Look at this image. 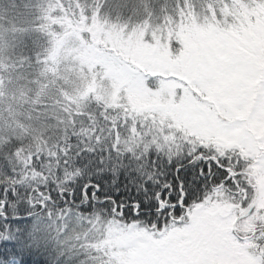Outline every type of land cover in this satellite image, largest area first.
Masks as SVG:
<instances>
[{"label":"snow or ice","instance_id":"snow-or-ice-1","mask_svg":"<svg viewBox=\"0 0 264 264\" xmlns=\"http://www.w3.org/2000/svg\"><path fill=\"white\" fill-rule=\"evenodd\" d=\"M105 12L127 23L111 24ZM62 13L55 3L38 7L35 27L51 36L47 29L61 27L53 17ZM83 16L84 25L92 26L85 36L97 29L101 37L113 31L125 38L143 35L152 46L143 55L108 52L100 64L118 77L121 92L146 89L165 107L142 133L149 141L141 143L143 151L135 155L129 149L128 164L118 153L109 167L103 157L85 161L83 171L68 181L73 191L55 195L64 205L71 201L123 221L151 252L143 264H264V0H103L85 7ZM157 37L162 44L166 38L163 55ZM46 59L22 56L14 67ZM97 74L105 72L98 68ZM5 86L0 76V87ZM57 95L61 112L72 115L76 101L63 84ZM34 119L40 120L39 113ZM58 123L66 125L70 142L69 122ZM15 131L4 145L8 155L0 159L22 161L25 175L43 169V161L52 159L40 150L47 144L46 129L21 125ZM61 151L65 159L57 162L66 163L70 144ZM43 187L35 201H23L25 207L14 213L13 191L0 184V231L16 226L22 235L29 221L51 215L54 197L45 196ZM121 231L117 226L115 235ZM3 243L15 250V241ZM19 264L43 262L22 256Z\"/></svg>","mask_w":264,"mask_h":264},{"label":"trees","instance_id":"trees-1","mask_svg":"<svg viewBox=\"0 0 264 264\" xmlns=\"http://www.w3.org/2000/svg\"><path fill=\"white\" fill-rule=\"evenodd\" d=\"M102 2L103 0H0V31L3 30L5 35L1 36V42L9 44L6 49L7 63L0 66V76L4 77L7 86H28V95L23 97L21 104L0 96V156L8 155L4 145L7 144L9 135H15V130L23 125L29 131L33 127L46 129L44 140L47 144L41 143L40 150L45 157H52L51 160L43 161V169L29 170L26 175L22 161L13 157L0 159V184H6L13 191L15 198H9V204L14 213L18 208L25 207L23 201H35L41 186H44L42 191L45 196L51 192L54 197V203L49 205L51 215L45 212L29 221L24 226L22 235L16 226L0 231V253H4L0 260H3V264H12L13 260L19 264L22 256L43 264H112L101 254L100 246L106 227L115 218L101 216L88 207L77 208L71 201L69 205H64L55 193L73 191V185L68 181H74L83 171L85 161H98L103 157L105 167H109L117 162L118 153L119 160L128 164L129 149L139 155L143 151L141 143H149L142 133L148 131L147 126L152 119L145 115L134 116L128 108L120 110L89 98L84 100L83 96L72 106V115H65L60 110L62 105L56 104L59 99L57 87L49 89L44 87L45 84L37 87L36 67L44 66L45 62H33L30 65L25 63L23 68L14 67L22 56L39 54L48 59V54L53 51L57 42L55 39L62 36L60 28H48L47 31L52 33L48 36L35 27L38 7L54 3L61 6L62 18L53 17V23L62 26V21L66 20V33L77 30L83 35L84 32L92 31V26H85L83 23L85 7L92 8L94 4ZM104 17L111 24L127 23L118 17L108 16L107 12ZM98 30L91 36H83L89 42L97 43L94 35ZM4 88L0 87V92H6ZM37 90L42 91L38 94ZM38 113L40 120L37 122L34 118ZM60 120L69 122L67 128L70 142L65 137L66 125L58 123ZM35 134L38 135L39 132ZM28 142L25 141L26 144ZM69 144L71 151L67 154V162L58 163L57 157L61 161L65 159L61 149L69 147ZM113 145L116 146L115 153L111 151ZM33 150L36 151L35 148ZM119 222L124 224L123 221ZM4 241H15V250L12 244H4Z\"/></svg>","mask_w":264,"mask_h":264},{"label":"rangeland","instance_id":"rangeland-1","mask_svg":"<svg viewBox=\"0 0 264 264\" xmlns=\"http://www.w3.org/2000/svg\"><path fill=\"white\" fill-rule=\"evenodd\" d=\"M60 29L63 31L62 36L54 38L57 42L53 51L48 54V59L44 61L45 65L36 67L37 87L47 84L46 88L50 89L63 84L67 95L76 102L83 96L84 100L89 98L107 107L120 110L128 108L134 116L145 115L152 120L159 119V111L165 105L161 104L158 95H150L146 89L139 87L121 92L116 82L118 77L108 73L100 64V57L108 52L123 53L129 58L143 55L152 47L143 40V35L134 39L131 36L125 38L120 32H112L101 37L98 30L94 35L97 43L93 41L91 43L80 31L73 30L71 33H66L68 29L66 20L62 21ZM1 36H5L3 30L0 31V66H4L7 63L6 49L9 44L2 43ZM156 46L163 55L166 52V38L165 43L162 44L157 37ZM98 68L105 74L98 75ZM6 86L4 88L6 92H0V96L3 95L15 104H21L23 97L28 95V86L24 84H8L7 88ZM41 91L37 90V93L40 94ZM117 226L122 230L119 236L115 235ZM101 243V254L112 264H143L151 256L150 250L138 244L124 224L116 220L110 221L106 227L105 237Z\"/></svg>","mask_w":264,"mask_h":264}]
</instances>
